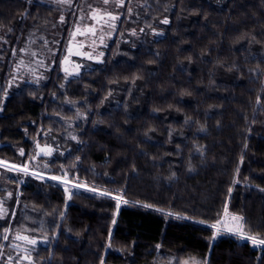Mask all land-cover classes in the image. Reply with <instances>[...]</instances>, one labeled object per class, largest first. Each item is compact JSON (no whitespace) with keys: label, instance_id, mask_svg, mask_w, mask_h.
I'll use <instances>...</instances> for the list:
<instances>
[{"label":"trees","instance_id":"obj_1","mask_svg":"<svg viewBox=\"0 0 264 264\" xmlns=\"http://www.w3.org/2000/svg\"><path fill=\"white\" fill-rule=\"evenodd\" d=\"M143 8L146 37L117 43L119 27L103 62L66 78L67 25L49 78L9 92L26 34L60 9L0 0V160L28 166L24 183L9 177L20 193L2 251L15 229L51 228L43 264H264L246 239L264 238V0ZM61 174L70 192L45 176ZM226 214L243 218L236 232L210 227Z\"/></svg>","mask_w":264,"mask_h":264},{"label":"rangeland","instance_id":"obj_2","mask_svg":"<svg viewBox=\"0 0 264 264\" xmlns=\"http://www.w3.org/2000/svg\"><path fill=\"white\" fill-rule=\"evenodd\" d=\"M39 1L58 7L60 12L50 27L40 30L31 29L26 34L20 49L17 51V58L9 79V92L18 89L25 83L39 84L49 78L50 68L56 60L55 57L59 49H61V41L67 25L69 26L63 51L59 56L60 66L64 69L66 78L78 75L85 65L90 67L103 62L105 50L112 43L119 27H121L122 32L117 43L131 44L147 35L139 18L140 14L144 13L143 7L147 0H109L108 3H104V0ZM112 17H116V19H112ZM151 33L150 36L158 35L156 30H151ZM8 49V39L0 30V81L2 65H4V58H6L4 53ZM73 122L74 119L66 120L69 132H71ZM24 167L27 168L28 166ZM16 171V168L11 167L0 168V208L7 210L0 215V220L12 215L13 205L15 207L18 202L19 185L9 179L15 175L19 184L20 182L24 183L23 178ZM57 177L66 181L63 183L64 189L70 192L68 181L71 180L68 175L61 174ZM229 215L226 214L217 228H228L232 232H236L238 221L233 220V216ZM9 231V228L2 229L0 238L7 236ZM2 252L0 247V264L1 257H3ZM165 260H159L157 264H173L169 256H166Z\"/></svg>","mask_w":264,"mask_h":264},{"label":"flooded vegetation","instance_id":"obj_3","mask_svg":"<svg viewBox=\"0 0 264 264\" xmlns=\"http://www.w3.org/2000/svg\"><path fill=\"white\" fill-rule=\"evenodd\" d=\"M51 231L53 229L47 228L45 234L40 235L32 231L15 229L11 232L8 247L2 252L4 260H1V264H43L38 259V252L40 249L50 248L48 235ZM17 237H26L27 239H18ZM30 240H35L36 243L32 244L29 242Z\"/></svg>","mask_w":264,"mask_h":264},{"label":"snow or ice","instance_id":"obj_4","mask_svg":"<svg viewBox=\"0 0 264 264\" xmlns=\"http://www.w3.org/2000/svg\"><path fill=\"white\" fill-rule=\"evenodd\" d=\"M63 2H68V0H63ZM108 2H109V0H104V3H108ZM112 19H116V17H112ZM164 23H168V21L165 20ZM21 155H23V152H21ZM24 170H26V169H24ZM6 211H7L6 209L0 208V215H2ZM225 211H226V209H225ZM232 219L238 221V220H242L243 218L238 217V216H234V217H232ZM210 227L215 229V228H217V224H211ZM17 238L18 239H27L26 237H17ZM4 239H7V236H5ZM213 239H215V236L213 237ZM246 239L250 240L254 245L264 246V238H257L256 236H247ZM29 242L32 244L36 243L35 240H30Z\"/></svg>","mask_w":264,"mask_h":264},{"label":"water","instance_id":"obj_5","mask_svg":"<svg viewBox=\"0 0 264 264\" xmlns=\"http://www.w3.org/2000/svg\"><path fill=\"white\" fill-rule=\"evenodd\" d=\"M0 163H2L3 165H6V166H8V167H11V168H16V169H26V170H28L27 168H23V167H21V166H19V165H16V164H12V163H8V162H5V161H1L0 160ZM46 177H48V178H53V179H55V180H57V181H62V182H66V181H64V180H62V179H60V178H58V177H53V176H49V175H45Z\"/></svg>","mask_w":264,"mask_h":264}]
</instances>
